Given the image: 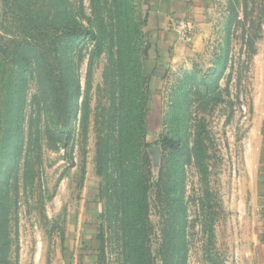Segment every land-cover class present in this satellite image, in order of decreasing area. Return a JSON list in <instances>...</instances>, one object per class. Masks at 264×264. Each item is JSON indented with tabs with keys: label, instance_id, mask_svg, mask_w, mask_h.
I'll list each match as a JSON object with an SVG mask.
<instances>
[{
	"label": "rangeland",
	"instance_id": "1",
	"mask_svg": "<svg viewBox=\"0 0 264 264\" xmlns=\"http://www.w3.org/2000/svg\"><path fill=\"white\" fill-rule=\"evenodd\" d=\"M162 5L0 0V264H126L140 174L155 264H264V0H203L164 40Z\"/></svg>",
	"mask_w": 264,
	"mask_h": 264
},
{
	"label": "trees",
	"instance_id": "2",
	"mask_svg": "<svg viewBox=\"0 0 264 264\" xmlns=\"http://www.w3.org/2000/svg\"><path fill=\"white\" fill-rule=\"evenodd\" d=\"M36 23H38V20H36L35 24ZM35 26L37 27L29 29L26 33V37L34 42L39 40L35 39L34 32L39 30L38 32L42 36V28L38 25ZM70 30L69 34L72 36L92 34L88 30ZM94 38H96V35H94ZM39 66L41 67V64ZM39 71L41 72V70ZM43 86L47 87L48 85L46 84ZM168 144L174 151H182L181 143L168 141ZM147 174L148 176L151 175L149 167ZM150 182V178L140 174L130 182L129 186L127 185L128 188L122 189V191L118 193L120 208L116 211V220L123 239L122 248L126 264H155L150 250V226L148 223L147 196ZM10 244L11 241L8 237L5 240L0 239V256L6 257V253L8 254L10 249Z\"/></svg>",
	"mask_w": 264,
	"mask_h": 264
},
{
	"label": "crops",
	"instance_id": "3",
	"mask_svg": "<svg viewBox=\"0 0 264 264\" xmlns=\"http://www.w3.org/2000/svg\"><path fill=\"white\" fill-rule=\"evenodd\" d=\"M203 0H163V5L158 12V25L162 29L160 34L164 39L173 38L174 20H185L194 16L200 10ZM157 22V21H156ZM256 183L262 188L261 197L264 208V140L261 141L257 159Z\"/></svg>",
	"mask_w": 264,
	"mask_h": 264
},
{
	"label": "built area",
	"instance_id": "4",
	"mask_svg": "<svg viewBox=\"0 0 264 264\" xmlns=\"http://www.w3.org/2000/svg\"><path fill=\"white\" fill-rule=\"evenodd\" d=\"M192 31V25L187 20H182L178 23V32L182 35H187ZM187 37V36H186Z\"/></svg>",
	"mask_w": 264,
	"mask_h": 264
}]
</instances>
